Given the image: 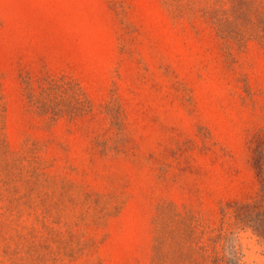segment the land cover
Segmentation results:
<instances>
[{
    "label": "rangeland",
    "instance_id": "rangeland-1",
    "mask_svg": "<svg viewBox=\"0 0 264 264\" xmlns=\"http://www.w3.org/2000/svg\"><path fill=\"white\" fill-rule=\"evenodd\" d=\"M0 264H264V0H0Z\"/></svg>",
    "mask_w": 264,
    "mask_h": 264
}]
</instances>
